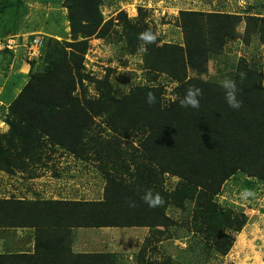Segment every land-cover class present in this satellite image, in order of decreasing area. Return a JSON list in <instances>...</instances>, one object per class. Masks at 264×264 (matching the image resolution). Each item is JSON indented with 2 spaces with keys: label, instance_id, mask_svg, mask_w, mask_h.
Listing matches in <instances>:
<instances>
[{
  "label": "rangeland",
  "instance_id": "374dc122",
  "mask_svg": "<svg viewBox=\"0 0 264 264\" xmlns=\"http://www.w3.org/2000/svg\"><path fill=\"white\" fill-rule=\"evenodd\" d=\"M23 2L27 6L5 9L0 14V42L7 45L11 41L15 56L25 61L24 69H12L10 63L7 64L8 54L0 52V147H6L10 153L18 152L21 155L20 161L29 169L25 172L16 171L11 176L0 170V198H24L27 201L38 198L55 201L62 198L100 200L119 189V205L124 208L125 204L128 206L138 200L144 201L142 197L145 191L151 189L154 193L165 194L167 204L162 213L173 224L164 228L134 229L136 232L120 231L126 239L119 240L123 251L117 264H264V183L255 180L252 188L245 189L248 185L244 180L253 178H249L243 171L238 170L231 175L218 195L202 197L197 190L182 187L181 179L163 174L155 165H149L151 170L148 173L156 180L142 182L139 179L144 172L139 168H131L134 172L131 175L125 170L114 172L107 164L101 170L99 161L103 154L94 162L79 161L72 151L53 145L46 135L39 138L43 143L42 150L33 156L30 163L31 159L26 156L29 143L16 134H10L11 128L22 131L27 123L20 111L25 114L30 112L29 105L32 104L28 105L27 92L35 91L33 97L36 98L50 93L52 100L49 109L53 115L64 111L77 99L84 115L87 113L92 120L83 129V140L97 139L99 143L111 141L117 147H122L124 143L129 144L133 133L144 131L149 134L152 131L154 134L160 130L163 116L158 107L163 110L182 96L183 87L190 79L221 84L225 78L235 79L236 67L243 63L247 69L257 73L261 79L260 84L264 86V44L257 34L250 35L249 42L245 43L241 34L247 19L264 17V0H65L60 5L41 4L34 0ZM69 5L77 9L76 13L91 16L98 22L96 31L99 36L95 32L87 38V47L82 57H73L63 66L61 59L54 60V55L63 49L69 58L72 55L68 46L74 38L69 24ZM182 11L238 15L240 20L236 27L237 37L225 44L224 53L210 59L203 58L207 60L203 73L198 74L185 66L186 71L173 80L166 74H160L157 69L147 68L151 61L146 62L149 60L144 50L146 44L140 39V34L145 31H139V27L147 25L156 34L158 46L170 44L184 47L179 19ZM85 23L87 19L83 18L80 25ZM41 35L54 39L58 47L51 45L50 53H46L42 50L43 43L37 59L32 62V58L26 57L25 52L36 37L42 38ZM77 38L82 39L81 35ZM59 63H62V67L56 66L61 69L62 81L59 83L49 86L48 78L40 80L37 77L39 73L47 72L52 65ZM66 76L74 80V88L69 95L65 94L62 85ZM139 90L142 92L137 93ZM146 92L154 94V102H147ZM129 95L132 101L118 102ZM114 98L119 100L112 105L100 101L104 99L110 102ZM136 99H142V103L137 104ZM14 102L22 104H17L18 108L14 105L10 111ZM146 102L154 108L146 105ZM138 105L145 106L151 112L142 107L139 110L134 108L136 118L129 122L113 114L119 106L124 108ZM92 109H98L101 113L94 115ZM32 110V114L42 113L40 107ZM84 118L81 120L78 115L81 122L75 136L80 132ZM261 151L264 154V148ZM2 154L3 150L0 149ZM54 172L61 176L55 177ZM151 177L147 175L144 178ZM245 191L252 194L244 196ZM119 211L116 210L117 213ZM194 215L202 221L216 215L214 225L219 227L221 236H225L219 249L206 252V245L202 244L205 234L202 221L195 223ZM32 232L30 229L12 232L0 228V254L5 251H30ZM104 238L103 231L99 236L92 232L82 250L99 246L104 248L109 241L108 237ZM208 244L214 248L216 243L211 239ZM225 247L229 249L223 253Z\"/></svg>",
  "mask_w": 264,
  "mask_h": 264
},
{
  "label": "trees",
  "instance_id": "16d2710c",
  "mask_svg": "<svg viewBox=\"0 0 264 264\" xmlns=\"http://www.w3.org/2000/svg\"><path fill=\"white\" fill-rule=\"evenodd\" d=\"M34 1L41 4L58 5L65 2V0ZM21 5L27 6L23 0H0V14L5 9L13 10L20 8ZM73 5L75 4L73 3ZM68 8L71 34L74 37L73 42L68 43L72 55L69 58L65 49L56 51L54 55V60L61 59L63 66L69 63V59H73V57L76 59L79 56L82 57L87 47V38L94 35L95 32L97 33L96 28L99 26L91 16L87 17L76 13L77 9L71 5ZM232 16H234L233 20H230ZM83 18L87 19V23L80 25ZM179 19L184 36V47L170 44L158 46L157 37L154 42L146 44V59L149 60L145 61L147 63L151 61L147 68L149 70L157 69L160 74H166L173 80L177 79L181 72L186 71L185 66H189L198 74L203 73L204 64L207 61L203 58L210 59L212 56L222 55L225 44L237 37L236 27L240 17L238 15L182 11ZM140 30L150 29L144 25V28L139 27ZM150 31L152 32V30ZM241 34L245 43L249 42L250 35L257 34L260 42L264 44V17L256 20L247 19V24L244 25ZM78 35H81V40H78ZM41 36L40 51L43 43L42 50L46 53H50L51 45L58 47L54 39L46 35ZM97 36H99L98 33ZM43 37H45L44 42ZM2 52L8 54L7 64L11 65L16 58L15 53L6 47ZM58 52L60 55H57ZM25 55L28 56L26 52ZM45 57L48 59L47 55ZM35 59L37 58L33 57L30 61L33 62ZM21 61L25 62L22 59ZM56 66L62 67V63L52 65L47 72L39 73L37 77L40 80L43 77V80L48 78L49 86L59 83L62 81L61 69H57ZM77 72L79 74V70ZM241 73H243V77H241ZM235 80L239 88L238 98L242 101L240 109L234 110L228 106L221 84L190 79L183 87L182 96L163 110L158 107L163 116L161 129L154 134L152 131L149 134H145L144 131L133 133L129 144L124 143L122 147H117L111 141L99 143L97 139L83 140L85 137L83 129L88 127L87 124L90 123L91 118L87 116V113L84 115L77 99L70 107L53 115V113L50 114L49 109L51 104L49 102L52 100L51 94L36 98L33 97L36 95L35 91L26 93L28 105L32 104L29 105L30 112L25 114L20 109L23 116L26 117L27 123L24 125V129L20 131L19 128H11L10 134L12 136L16 134L17 137L29 143L26 156L31 159L30 163L33 156L38 155L42 150L43 143L39 141V138L46 135L53 145L69 149L79 161L94 162V160H99L103 154L102 160L99 161L101 170L107 164L114 172L125 170L131 175V173L134 174L131 168H139L144 172V175L139 179L142 182L150 183L156 180L148 173L151 170L149 165H155L163 174H170L181 179V185L185 189L197 190L200 196L206 197L218 195L224 182L239 170V172L246 173L249 178H253L244 180V183L248 185L245 189H248L254 186L255 180L264 183V154L261 151L264 148V86L260 84L261 79L257 73L247 69L243 63L236 67ZM62 85L65 94L69 95L74 88V80L66 76ZM192 86L202 90L199 107H182L180 101ZM142 94L140 93V95ZM129 98L130 95L121 101H118L117 98L110 102L104 99L100 101L112 105L116 101H123L122 103L132 101ZM136 100L137 104L142 103V99ZM17 104H22V102H14L10 106V111L14 105L18 108ZM146 105L154 108L147 102ZM38 107L42 109L41 115L32 114L34 112L32 109ZM140 107L146 108L143 105L124 108L119 106L118 110L113 111V114L120 116L122 121L129 122L136 118L134 108L139 110ZM92 110L94 115L101 113L98 109ZM146 111L151 112L148 108ZM78 115L81 116V120L83 116L85 118L80 132L75 136L81 122ZM136 129L140 130L139 127ZM0 149L4 153L0 155L1 171L10 176L16 171H28L29 166L20 161L21 155L18 152L10 153L4 146ZM13 154L16 157H12ZM53 174L55 177L61 176L58 172ZM147 175L151 178H144ZM112 185H116V183H112ZM35 194L38 195L36 192ZM120 194L118 189L114 194L99 201L79 199L67 202L39 198L27 201L24 198L1 197L0 228L12 232L18 229H30L33 232L30 251L16 253L5 251L0 254V264H113L114 260H109V255L105 253L74 254L72 244L76 230L79 227L116 226L152 229L158 226L163 228L172 226V221L162 213V209L167 204L165 194L161 195L165 201L163 205L150 207L145 201L140 202L137 199V202L130 203L128 206L125 204L124 208L119 205ZM117 209L120 210L119 213L116 212ZM215 216L202 221L199 216L194 215L195 223L202 221L205 232L202 244L206 245V252L219 249L220 243L225 239V236H221L219 233V227L214 225L217 220L214 219ZM157 233L160 234L158 231ZM211 239L215 240L214 248L208 244ZM225 243H229V241ZM228 249L229 247H225L223 253H226Z\"/></svg>",
  "mask_w": 264,
  "mask_h": 264
},
{
  "label": "clouds",
  "instance_id": "9594fccd",
  "mask_svg": "<svg viewBox=\"0 0 264 264\" xmlns=\"http://www.w3.org/2000/svg\"><path fill=\"white\" fill-rule=\"evenodd\" d=\"M36 38H40V37H36ZM140 39L142 41L145 42V44L147 43H151L154 42L156 40V35L154 33H152L150 30H146L145 32L140 34ZM5 48V44L0 42V51H2ZM7 48V47H6ZM9 49V48H8ZM13 51V49H11ZM146 50V49H144ZM14 52V51H13ZM241 77H243V73H241ZM221 86L225 91V99L226 102L228 104V106L234 110H238L241 107L242 101L238 98V94H239V88H238V84L237 81L233 78H225L223 80H221ZM202 95V90L199 87H189V89L187 90L184 98L180 101V105L182 107H192V108H198L200 101H199V97ZM154 94L152 92H148L147 93V102L148 103H152L154 102ZM252 193L249 191H245L243 193L244 196H248L251 195ZM103 199V197H102ZM100 199V200H102ZM142 199L150 206V207H157L160 205H163L165 203L163 197L157 192L154 193L151 189H148L145 191ZM61 201L67 202V201H78L79 199L73 198V199H68V198H62L59 199ZM87 201H99V200H88V199H84ZM55 201V200H53ZM80 229V233H83V235L87 236V239H85V241H87L91 235L92 232L95 231H109L111 232V234H114L113 236V241H114V247H112V251L111 253H105L109 255V260L113 259V264H117L120 260H121V254H122V248L121 245L119 243L120 239H126L125 236H121L120 231H124V230H132L134 231V229H146L147 227H133V228H124V227H116V226H111V227H100V228H81ZM158 228V227H157ZM105 232V233H106ZM119 232V233H116ZM73 247V244H72ZM73 250V248H72ZM85 252V251H84ZM84 252H73L74 254H88V255H96L97 253H84ZM101 254V253H100Z\"/></svg>",
  "mask_w": 264,
  "mask_h": 264
},
{
  "label": "crops",
  "instance_id": "0c3cea01",
  "mask_svg": "<svg viewBox=\"0 0 264 264\" xmlns=\"http://www.w3.org/2000/svg\"><path fill=\"white\" fill-rule=\"evenodd\" d=\"M20 61L21 60L16 57L13 60V62L11 63L10 68H12V69H20V70L24 69L25 68V65H24L25 63H23L22 61H21L22 63H20ZM79 229H77L76 232L74 233V235H76V236H74V238H73V247H72L73 248V252H77L78 250H80L79 252H84V250H82V247L85 244V239H87V236L83 235V233H80ZM95 232H96V235L99 236L100 232H102V230L95 231ZM105 232L106 231H103V234L105 235V238H107V237L109 238L107 246H105L104 248H100V246H99V247H97L95 249L85 250L84 253H88V252H90V253L91 252L92 253H111L112 245L114 244L113 236H114L115 233L111 234V232H109V231H107L106 233ZM27 248H29V245H28Z\"/></svg>",
  "mask_w": 264,
  "mask_h": 264
},
{
  "label": "built area",
  "instance_id": "2783aa9c",
  "mask_svg": "<svg viewBox=\"0 0 264 264\" xmlns=\"http://www.w3.org/2000/svg\"><path fill=\"white\" fill-rule=\"evenodd\" d=\"M10 43H8L7 45H5V47L9 48V49H13V44H11V41H9ZM40 38H35L32 42H31V46L28 48L27 50V54L29 58H36L39 53H40Z\"/></svg>",
  "mask_w": 264,
  "mask_h": 264
}]
</instances>
